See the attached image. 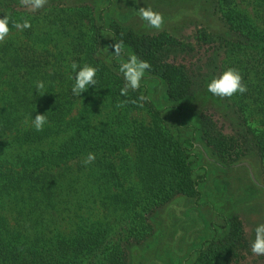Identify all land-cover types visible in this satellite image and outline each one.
I'll return each instance as SVG.
<instances>
[{
  "label": "trees",
  "instance_id": "1",
  "mask_svg": "<svg viewBox=\"0 0 264 264\" xmlns=\"http://www.w3.org/2000/svg\"><path fill=\"white\" fill-rule=\"evenodd\" d=\"M237 1L215 4L228 35L197 34L220 62L199 83L170 60L190 45L167 31L139 33L107 20L114 0H47L37 10L0 0V19L10 20L0 41V264H150L163 255L170 264H242L250 249L243 222L208 189L211 167L228 173L246 162L253 170L254 160L264 181V0H247L252 13ZM25 20L30 28L14 26ZM120 41L125 54L116 59ZM127 53L151 68L139 89L122 96L119 63ZM72 62L99 68L96 87L81 99L71 93ZM228 67L240 70L247 92L211 95L207 83ZM37 81L45 82L43 97L34 94ZM193 101L211 102L232 133L208 111L187 115ZM36 112L48 117L39 132L28 119ZM90 152L95 160L85 165ZM179 201L195 218L213 205L221 223L203 221L205 234L178 259L160 214L168 208L183 218Z\"/></svg>",
  "mask_w": 264,
  "mask_h": 264
},
{
  "label": "rangeland",
  "instance_id": "2",
  "mask_svg": "<svg viewBox=\"0 0 264 264\" xmlns=\"http://www.w3.org/2000/svg\"><path fill=\"white\" fill-rule=\"evenodd\" d=\"M216 1L114 0L113 5L105 12V15L107 20L117 21L129 30L146 34L167 31L175 35L182 42L190 45L193 51L173 54L170 60L177 64L186 65L192 69L193 72L198 74V81L200 83L201 80L205 81V77L210 73L209 65H219L220 62L218 60L215 62L214 50L211 46L202 45L198 42L197 34L199 30L206 28L224 36L229 33L222 21L215 14ZM66 2L70 4L74 3V5L88 4L93 6L95 0H66ZM237 4L241 9L252 13V7L249 5V1L238 0ZM144 6L151 7L154 11L162 14L164 24L161 29L156 30L145 27L144 21L141 20L137 12L139 8ZM158 98L163 101L161 99V91L158 93L156 100ZM199 103L201 102L193 101L185 104L189 111L187 115L192 116L201 110L208 111L211 115H215V119L219 121L221 126H224L227 133H232L229 122L225 121L216 112L211 102L207 104L208 106H202ZM171 121L175 120L171 119ZM198 147L202 149L201 151L207 162L214 165V161H212L205 149L201 145ZM254 161L257 168L251 164L253 170L249 168V164L246 162L237 165L228 173L211 167L208 184L209 191L217 194L216 197H219L218 202L221 203V206L219 205L221 209H224L226 212L232 211L243 222L246 238L250 243V249L246 253V259L242 264H264V255H256L251 251V242L255 238L254 228L258 223H264V189L261 188L264 185L262 184L264 181L259 167L260 164L256 160ZM255 181L260 184V187L256 185ZM222 190H224V193ZM176 205L181 207L183 218L177 217L175 210L166 208L160 214V222L169 233L167 237V242L171 245L169 249L179 259V257H183L184 254L193 249L199 243L200 237L205 234V227L201 224L203 221L210 220L220 224L221 219L219 215L214 213L215 208L213 205L214 210L211 205H209L210 207L200 208L199 212H197L198 219L194 215H191L193 207L187 201H179ZM177 232H180V235L176 240L175 234ZM161 258H163V261L161 260L162 264H170L171 258L169 256L163 255ZM161 261L150 264H160Z\"/></svg>",
  "mask_w": 264,
  "mask_h": 264
},
{
  "label": "clouds",
  "instance_id": "3",
  "mask_svg": "<svg viewBox=\"0 0 264 264\" xmlns=\"http://www.w3.org/2000/svg\"><path fill=\"white\" fill-rule=\"evenodd\" d=\"M22 4L30 7L32 10L41 9L46 4L47 0H21ZM139 17L144 21L145 27L149 29L159 30L164 24V17L161 13L154 11L151 7H141L137 10ZM8 17L0 19V41H4L9 33ZM16 28L23 30L31 27L29 21L16 23ZM114 52L111 53L116 59H120L125 54V45L122 41L115 43L113 46ZM151 65L139 59L135 54L127 53L126 60H120L119 73L122 74L125 81L124 87L120 94L126 96L128 90H137L141 87L147 70H150ZM69 79L73 81L71 84V93L74 97L80 98L82 94L95 88L97 84V75L99 68L89 63L80 64L72 62L69 66ZM207 91L216 97L231 98L235 94H244L247 92V85L243 81V76L238 68L228 67L219 76L213 77L207 83ZM35 95L43 97L45 92V82L37 81L35 84ZM140 101H144V96L139 97ZM31 126L37 131H42L48 123L47 112L45 114H37L29 116ZM95 160L94 153H88L83 163L88 165ZM255 238L251 242V251L256 255H264V223H258L254 228Z\"/></svg>",
  "mask_w": 264,
  "mask_h": 264
}]
</instances>
